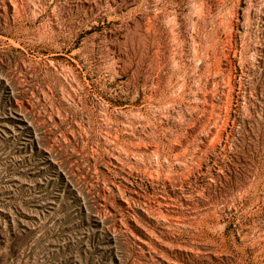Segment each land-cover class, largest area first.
<instances>
[{
  "label": "rangeland",
  "instance_id": "374dc122",
  "mask_svg": "<svg viewBox=\"0 0 264 264\" xmlns=\"http://www.w3.org/2000/svg\"><path fill=\"white\" fill-rule=\"evenodd\" d=\"M0 264H264V0H0Z\"/></svg>",
  "mask_w": 264,
  "mask_h": 264
}]
</instances>
